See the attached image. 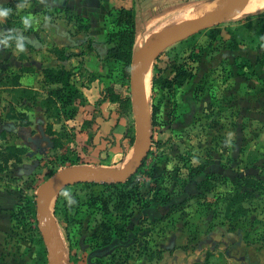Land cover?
Segmentation results:
<instances>
[{"label":"rangeland","instance_id":"rangeland-1","mask_svg":"<svg viewBox=\"0 0 264 264\" xmlns=\"http://www.w3.org/2000/svg\"><path fill=\"white\" fill-rule=\"evenodd\" d=\"M225 1H182L165 4L158 11L139 10V15L134 11V32L128 35L125 26L112 22L113 47L130 53L129 90H118L126 97L104 90L98 97L84 96L86 104L78 107L75 119L65 120L55 108L46 118L50 87L33 71L31 37L44 25L48 12L38 0H0V6L13 10L0 21V30L15 28L25 43L23 52L14 46L0 47V129L11 115L17 119L42 116L46 134L48 124L62 133L59 147L53 150L49 134L50 142L45 137L25 146L18 143L13 126L4 130L0 152L7 145L25 150L19 162L7 165L0 155V264H49L50 254L40 233L43 224L35 208L36 190L43 181L73 165L108 164L122 169L130 163L135 137L130 78L138 41L150 34L145 47L160 22L185 9H197L192 17L199 16ZM201 5L204 8L199 10ZM62 9L49 14L53 21L74 25L80 21ZM25 16L33 20L30 28L22 24ZM55 49H51L54 56L66 53ZM110 59L115 82L117 69L122 71L124 63ZM67 69L72 70V81L79 83L81 67ZM22 70L31 74L24 83L29 81L37 89L29 82L19 87ZM178 72L183 74L173 81ZM147 78L151 144L129 184L80 183L51 198L59 264H237L230 260L233 251L228 252L235 240L264 246V189L245 194L242 204L250 209L248 218L237 217L231 223L225 221L229 201L219 200L220 194L234 195L238 175L244 183L253 178L264 182V8L215 22L169 45L151 59ZM9 122L18 126L14 119ZM65 192L75 203H68ZM121 193L131 198H120ZM103 200L108 213L102 210ZM146 208L152 218L142 214ZM102 223L112 227L116 238H126L128 246L100 252L101 239L107 234ZM217 225H226L232 236L221 235L224 240H220L219 233L211 232Z\"/></svg>","mask_w":264,"mask_h":264},{"label":"crops","instance_id":"crops-1","mask_svg":"<svg viewBox=\"0 0 264 264\" xmlns=\"http://www.w3.org/2000/svg\"><path fill=\"white\" fill-rule=\"evenodd\" d=\"M182 1L206 2L210 0H38L37 4L45 7V12L48 13L45 15L47 19L44 18V25L40 26V28L37 27L33 37H31L30 44L35 51L33 71L36 73V78L39 77L42 80L43 75H41V70L45 67H53L58 64L63 65L65 68L80 66L82 73L80 78H78L79 83L75 84L82 90L87 99L91 98V96L98 97L102 93V90L121 95L122 93L118 90L128 89L130 86L129 80L127 76L122 74L121 68L119 67L117 70L120 72H116L118 77L115 78L116 81L114 82L113 77L115 73L111 70L113 69V60L111 62V59L107 56L109 48L113 45L109 40V33L112 27V19L117 10L121 7L133 9L139 15V10L142 11L141 13L145 10L158 11L165 4L173 6L180 4ZM54 9H62L69 14L75 15L80 21H76V25L72 21H53L49 14ZM52 48L65 50L66 54H70L69 58L60 59L54 56L51 50ZM72 60H78L79 62L70 65L69 62ZM19 73L22 75L19 81L21 84L19 87H27L28 85L26 84L30 82L26 80L27 82L24 83L23 80L27 79V76H31V74H27L26 70H22ZM82 81H84L83 84ZM112 82H114L113 88L110 86ZM29 86L34 89L38 88L37 86H33L32 83ZM121 96L126 97L124 94ZM29 119L31 124L27 126H16L14 123L11 125L9 120H5L6 122H3L1 126L4 130H9L13 126L18 136V143L25 146L32 143L35 144L39 139L43 140L45 137H49L45 133L44 119L42 116L37 118L30 116ZM117 125L116 123V128L119 127ZM129 129L130 127L128 126V132L126 131L128 134ZM147 209L149 210V208H146L142 211V214L152 218L151 213ZM211 232L214 235L219 233L220 237L218 238L220 240H224L221 235L230 238L233 233L226 225L214 226ZM128 244L129 242L126 241V238L120 240L112 236L109 244L100 246L102 248L100 252L108 253V250L106 251L105 249L109 247H125ZM207 246L212 247L214 243L207 244ZM230 251H233L230 256L231 262L237 264H264V246L246 244L235 240L232 245L228 246V252Z\"/></svg>","mask_w":264,"mask_h":264},{"label":"water","instance_id":"water-1","mask_svg":"<svg viewBox=\"0 0 264 264\" xmlns=\"http://www.w3.org/2000/svg\"><path fill=\"white\" fill-rule=\"evenodd\" d=\"M249 1L227 0L206 14L196 16L177 25L165 27L159 30L145 47L134 53L130 81L131 101L134 105L135 137L130 163L122 169H115L111 166L97 167L89 164L64 167L43 181L36 190L35 208L38 220L43 224L40 233L50 254L49 264H59L58 251L53 243V228L56 225V219L50 210L52 196L67 186L85 182H124L136 173L148 154L151 134L148 130L150 113L146 103V72L151 59L169 45L206 26L221 20L239 17Z\"/></svg>","mask_w":264,"mask_h":264},{"label":"trees","instance_id":"trees-1","mask_svg":"<svg viewBox=\"0 0 264 264\" xmlns=\"http://www.w3.org/2000/svg\"><path fill=\"white\" fill-rule=\"evenodd\" d=\"M134 10L133 9H127V8H119L114 15V18L112 22L114 24L120 25V26H125L124 28L126 29L127 35L129 33L134 32ZM83 28V27H81ZM113 27L110 29L109 33V40L112 42V35L113 33ZM56 51L63 52L62 49H55ZM70 56V54H66L61 56H58L60 59H67ZM107 56L112 59H116L118 61H122L124 63L123 68H122V74L124 76L128 75V69H127V64L129 62V56L130 53L124 52L123 50H119V46L117 47H112L109 48ZM42 74L44 78V82L47 86L50 87L49 92L47 93L45 103L47 104L45 107L46 111V118H48V111L51 108H55L59 114L60 117L64 118L65 120L67 119H75V116L78 112V107L79 106H84L86 104L85 97L82 93V91L75 85V83L72 81V70L65 68L63 65H58L55 67H45L42 68ZM183 74V72H178L176 75L173 77V81L178 80L179 75ZM179 82V81H178ZM34 101V98H32ZM23 116V115H22ZM24 119H17L16 116L11 115L7 117V120L14 119L17 121L18 126H27L31 124L30 119L28 116H23ZM47 133L50 136H53L52 138V148L53 150H56L59 147V139L62 135L59 131H54L51 129V125H47ZM5 136V131L4 129H0V139L4 138ZM23 150H25L22 146L17 147L14 145H7L6 147H3L2 151L0 152L2 162L4 164H8L10 161H15L19 162L20 161V156L23 154ZM138 171V170H137ZM136 171V172H137ZM135 175V174H134ZM132 175L129 177L127 180L124 181V183L129 184L131 181V178L134 176ZM211 176H216V175H211ZM244 178H242L240 175L236 176L234 178L235 182V192L234 195L225 193V194H220L221 197L220 199H227L229 201V206H231V209L227 211L225 214L226 217V222H233L236 221L237 217H244L247 219L248 215L247 213L250 212V209L245 207L242 204V200L246 198L245 194L248 195H253L257 190L264 189V182L259 180V179H251V180H245L246 182H243ZM107 183H114V182H105V183H99L102 185H106ZM82 184H96V182H85ZM250 189V190H249ZM135 195L136 197L138 196L139 193H132V195ZM128 195V194H127ZM131 195V194H130ZM240 195V196H239ZM127 198L129 197H124L122 193L120 194V198ZM131 198V197H129ZM241 200V201H240ZM93 203V201H92ZM150 204V201L147 202L143 207H146ZM108 203L107 201L103 200L102 203V210H104V213H108ZM229 214V215H228ZM122 217V215H119ZM102 230L107 232L106 236L102 237L100 244L101 245H107L110 243L112 236L116 235L112 231V227L106 225L105 223H102ZM121 233V231H119ZM120 238H123V236H120Z\"/></svg>","mask_w":264,"mask_h":264},{"label":"clouds","instance_id":"clouds-1","mask_svg":"<svg viewBox=\"0 0 264 264\" xmlns=\"http://www.w3.org/2000/svg\"><path fill=\"white\" fill-rule=\"evenodd\" d=\"M12 9L9 7L0 6V21L6 20L12 13ZM47 19V17L45 18ZM33 20L25 16L22 18V24L25 28L32 26ZM17 52H23L25 50L24 38L16 33L15 28L0 30V47H13ZM64 195L68 197V203L73 204L75 201L69 196V193L65 192Z\"/></svg>","mask_w":264,"mask_h":264},{"label":"bare ground","instance_id":"bare-ground-1","mask_svg":"<svg viewBox=\"0 0 264 264\" xmlns=\"http://www.w3.org/2000/svg\"><path fill=\"white\" fill-rule=\"evenodd\" d=\"M203 6L201 5L199 7V10L202 8ZM204 8V7H203ZM264 8V0H250L248 5L246 6L244 12L240 15L242 16L244 13L245 14H251V13H255L257 11H260L261 9ZM197 9H185L179 13H177L175 16H173L172 18L166 20V21H163V22H160V24L158 25V28L156 31H159L165 27H168V26H172V25H177V24H180V23H183L189 19H192L196 16H193L192 15L194 14V12H196ZM239 16V17H240ZM165 20V19H164ZM150 37V34H146L144 37H142L139 41H138V49H141L144 47V45L146 44V42L148 41V38ZM147 75H148V70L146 72V79L147 78ZM147 90V88H146ZM147 92V91H146ZM52 202V201H51Z\"/></svg>","mask_w":264,"mask_h":264}]
</instances>
